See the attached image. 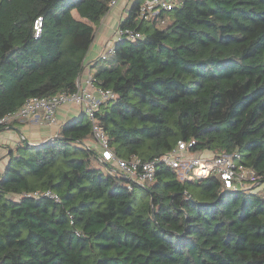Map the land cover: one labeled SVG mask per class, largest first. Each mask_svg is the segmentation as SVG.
<instances>
[{
	"label": "trees",
	"instance_id": "obj_1",
	"mask_svg": "<svg viewBox=\"0 0 264 264\" xmlns=\"http://www.w3.org/2000/svg\"><path fill=\"white\" fill-rule=\"evenodd\" d=\"M112 1L0 0V120L30 97L76 91ZM143 1L122 22L143 39L92 67L116 95L97 113L111 149L150 161L194 141L193 153L239 152L264 183V0H184L152 20ZM90 139L81 114L56 139L10 150L0 264H264V189L229 191L215 173L182 181L159 163L130 190ZM47 190L60 200L28 196Z\"/></svg>",
	"mask_w": 264,
	"mask_h": 264
},
{
	"label": "built area",
	"instance_id": "obj_2",
	"mask_svg": "<svg viewBox=\"0 0 264 264\" xmlns=\"http://www.w3.org/2000/svg\"><path fill=\"white\" fill-rule=\"evenodd\" d=\"M119 1H112V9L118 5ZM183 3L184 0H144L139 8V16L144 20H152L162 11H171L176 7H182ZM42 26L43 19L39 17L34 25L37 34H40ZM143 37L140 31L124 28L120 24L114 32V42L110 41L105 45L99 54V59L106 61L109 56L115 54L119 43L136 41ZM115 98V93L110 89L100 88L89 72L79 77L75 92L61 93L50 97H30L19 110L5 115L0 120V124L7 126L14 120H27L36 113L42 112L48 124L57 125V112L61 106L68 104L78 106L81 113L85 114L92 123L93 141L99 147V160L107 165L111 173L126 178L129 181L128 188L130 190H133L134 184L147 187L148 183L155 179L159 163L175 169L182 181L202 182L215 173L223 181L224 189L229 191H249L263 183L255 172L242 162V155L239 152L219 155L193 153L190 148L195 144L194 141L191 143L179 141L174 149L150 161H145L138 156H132L129 159L120 158L111 149L109 138L97 119V113L102 103L107 99ZM28 196L60 200L59 196L51 190L44 193L34 192Z\"/></svg>",
	"mask_w": 264,
	"mask_h": 264
},
{
	"label": "crops",
	"instance_id": "obj_3",
	"mask_svg": "<svg viewBox=\"0 0 264 264\" xmlns=\"http://www.w3.org/2000/svg\"><path fill=\"white\" fill-rule=\"evenodd\" d=\"M135 0H120L98 28L95 41L88 52L85 69L82 75L92 74L95 59L103 51L105 45L110 42L111 35L114 36L116 28L128 17L129 10ZM81 114L78 106L68 104L61 106L57 112V125H50L44 119L42 112L36 113L27 120H14L9 125L0 128V173H2L9 162L11 149L28 142L32 146H38L57 137L61 125L69 120L77 119ZM99 152L98 145L90 139L87 143Z\"/></svg>",
	"mask_w": 264,
	"mask_h": 264
},
{
	"label": "rangeland",
	"instance_id": "obj_4",
	"mask_svg": "<svg viewBox=\"0 0 264 264\" xmlns=\"http://www.w3.org/2000/svg\"><path fill=\"white\" fill-rule=\"evenodd\" d=\"M109 39L112 41V43H113L114 40H115V38H114L113 35H111ZM101 61H102V60H101ZM263 189H264V183L261 184L260 186L256 187V188H255V191L258 192V191L263 190Z\"/></svg>",
	"mask_w": 264,
	"mask_h": 264
},
{
	"label": "water",
	"instance_id": "obj_5",
	"mask_svg": "<svg viewBox=\"0 0 264 264\" xmlns=\"http://www.w3.org/2000/svg\"><path fill=\"white\" fill-rule=\"evenodd\" d=\"M54 139H56V137H53L52 139H50V141H51V140H54ZM26 144H29V143L26 142ZM187 196H188V197H191L189 193H187Z\"/></svg>",
	"mask_w": 264,
	"mask_h": 264
}]
</instances>
